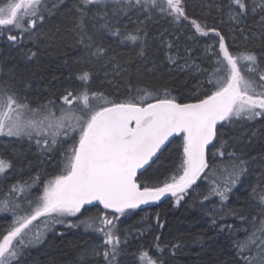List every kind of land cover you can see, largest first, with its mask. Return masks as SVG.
<instances>
[{
  "label": "trees",
  "instance_id": "1",
  "mask_svg": "<svg viewBox=\"0 0 264 264\" xmlns=\"http://www.w3.org/2000/svg\"><path fill=\"white\" fill-rule=\"evenodd\" d=\"M8 2L0 0V7ZM181 3L184 16L179 20L170 14L167 0H156L155 7L152 0H141L139 6L134 0L126 5L109 3L102 9L90 5L82 10V31L77 8L83 0H44L40 7L43 22L37 17L34 30L22 35L0 26V89L6 90L5 97L12 94L30 109L39 110L53 102L40 115L52 112L55 117L61 115V108L69 109L61 97L69 92L78 96L85 90L89 96L96 93L102 97L92 101L97 108L109 106L107 101L145 106L154 103L157 96L180 104L195 103L216 89L209 87L206 74H195L193 68L182 70L178 65L184 61V68L194 63L211 71L216 57L207 56L203 48L213 39L220 42L221 36L232 55L251 52L257 56V71H248L255 67L249 62L241 61L239 66L245 79L259 82L264 75V17L258 21L247 15L235 24L229 19L232 0ZM124 8L126 14L121 10ZM101 10L108 13L110 29H101L104 21L93 19ZM114 10H120L118 16L113 15ZM193 21L207 35L197 32ZM117 29L120 35L114 36ZM129 34L139 39L126 40ZM10 35L17 37L15 42L8 39ZM82 35L91 39L81 42ZM97 48L104 52L93 55ZM85 72L89 79L81 81L79 77ZM74 106L78 109L80 105L74 102ZM217 128L218 135L207 151L209 167L182 199L172 196L125 211L116 217L113 244L109 245L105 244L109 228L101 231V221L114 214L100 206H84L82 213L67 220L60 218L63 222L55 225L49 222L43 230L37 217L31 222L34 228L24 231L23 239L28 243L38 234L44 239L41 246H28L19 264H141V253H147L144 264H148V258L155 264H244L240 249L244 247L243 256L256 255L249 237L264 220L259 207L264 196V117L233 118ZM4 138L10 140H1L0 158L11 167L0 174V199L6 200L11 211L0 203V210H4L0 212V240L22 218L34 213L37 205L33 203L29 208L27 200L39 196L45 181L67 174L65 166L79 142V131L64 134L54 144L49 139L47 143L45 139L37 140L34 135L31 139ZM222 141L226 142L224 149L220 148ZM218 150L224 151L223 159ZM229 153L246 161V171L235 185L224 183L228 177L224 168L233 163ZM182 156L181 134L166 145L147 171L138 175L137 184L163 186L166 178L171 182L172 176L182 174V170L176 171ZM22 184L30 187L23 193L13 191V185ZM217 186L230 189L226 200L214 194ZM89 217H99L93 228L81 223ZM117 239L119 243L115 244ZM105 252L109 253L107 258Z\"/></svg>",
  "mask_w": 264,
  "mask_h": 264
},
{
  "label": "snow or ice",
  "instance_id": "2",
  "mask_svg": "<svg viewBox=\"0 0 264 264\" xmlns=\"http://www.w3.org/2000/svg\"><path fill=\"white\" fill-rule=\"evenodd\" d=\"M134 2L136 6H139L141 0H134ZM109 3L126 5L129 4V0H83L82 6L77 8V11L81 12L78 24L82 31L85 23L83 8L96 5L102 9ZM42 4L44 0H9L6 5L0 7V26L12 27L20 31L22 35L29 30H34L37 17L40 23L43 22V14L40 11ZM152 6H156V0H152ZM167 6L170 14L177 20L184 16L181 0H167ZM233 6L238 9V15L246 14L247 5L244 0H232L230 7ZM121 10L126 14V8ZM119 11L114 10L113 15L118 16ZM97 18L104 21L101 29H110L111 21L107 12L99 11L93 19ZM193 24L197 32L207 35L196 21H193ZM2 33L3 29L0 28V35ZM112 34L119 36V29ZM85 38L91 39L82 35L81 42ZM8 39L15 42L17 37L10 35ZM125 39L135 42L139 37L129 34ZM103 52V48H97L93 55ZM213 55L216 59L212 70L200 69V72L208 76L209 87H215L216 90L211 91V94L205 95L196 103L180 104L174 99H161L157 96L154 103H147L145 106L133 102L117 104L107 101L109 106L97 108L92 101L102 97H98L96 93L89 96L85 90L78 96L69 92L61 97L69 109L66 111L61 108L59 117L49 112L43 119L34 120L24 119L26 111L39 115L53 102L50 101L48 105L41 106L39 110L30 109L27 104L18 103L12 94L5 97L6 90L0 89V135L28 136L31 139L33 132L39 136L41 132L51 130V135L54 137L53 143H55V137L61 130H65L66 124L65 136L68 132L79 131V142L72 149L73 155L65 166L67 174L56 176L48 181L41 195L34 200L28 199L29 208L33 203L37 205L34 213L22 218V222L0 240V264H19L23 251L29 244L40 243L39 234L28 243L23 239L24 231L37 217H46L51 224L55 225L63 222L58 217L76 216L82 213L85 205H90L93 201H98L105 209H114L116 213L123 214L126 210L135 209L141 204L157 201L166 193H171L178 200L182 199L183 194L193 187L197 178L209 167L205 149L217 137L218 123L231 122L233 118L252 120L256 117H264V75L259 77V82L245 79L239 66L241 61L249 62L255 67H250L248 71L250 73L257 71V56L251 52L232 55L222 36L219 42V53H213ZM221 72H226L227 75L222 77ZM79 79L88 81L89 74L85 72ZM257 88L261 91L257 92ZM74 102L80 105L78 109L74 106ZM132 121L135 122V127H130ZM173 133L183 135V156L176 169L178 172L182 170V174L172 176L171 182H167L166 178L163 186H148L145 183L141 187L136 182L138 170L147 171L157 151L161 150V146ZM225 146L226 142L222 141L220 148L224 149ZM219 154L223 159L224 151H219ZM229 156L233 163L224 168V171L228 172L224 183L235 185L246 171L244 167L246 161L240 160L235 153H229ZM10 167L9 162L0 159V173ZM26 187L30 186L13 185V191L24 192ZM229 190L228 187L217 186L213 191L223 201L227 199ZM207 199L208 197H205V200ZM259 207L260 214L264 215V196L260 198ZM16 208H21V205H16ZM4 209H7L6 202ZM97 219L99 217H89L81 223L88 228H93ZM215 223L213 218V224ZM112 224V220L105 217L100 230L103 231L105 227L110 229ZM105 235V244H113L111 232H106ZM258 236L264 237V220H261L259 228L254 229L249 237L251 247L256 248V255L243 256L244 247L240 249L244 264H264V239H258ZM118 243L117 239L115 244ZM108 255L109 253L105 252L106 258ZM145 257L147 253L140 254L141 264H144ZM148 264H155V261L148 258Z\"/></svg>",
  "mask_w": 264,
  "mask_h": 264
},
{
  "label": "rangeland",
  "instance_id": "3",
  "mask_svg": "<svg viewBox=\"0 0 264 264\" xmlns=\"http://www.w3.org/2000/svg\"><path fill=\"white\" fill-rule=\"evenodd\" d=\"M246 5H247V12H246V14H242V15H238V9L236 7H234V6L232 7V9L229 11V19H231V22L232 23H235V24L237 23L238 24L239 21L242 20V17H245L247 15L255 16L258 21L259 20L262 21V19L264 17V0H249V2L246 3ZM253 9H254V11H253ZM233 17H235V19H233ZM1 27L7 28V30L10 31V32H12V33L15 31V29L12 28V27H8V26H1ZM203 50L206 51V55L207 56H212L211 58L216 57L215 55H213V53H219V41L216 40V39L211 40L209 42V45H206V47L203 48ZM183 64H184V61H183V63H180L178 65L182 70L183 69H188V68H193L194 69L193 70L194 71L193 73H195V74L196 73H201L200 72V69L201 68H200L199 64L198 65H195L194 63H189L186 68H184L185 65H183ZM47 112H49V111H46V113ZM40 114H43V112L41 111ZM40 114L39 115H33L32 113H30V111H26L25 116H24V119L41 120V119H43L44 116H42ZM45 124H47V121H45ZM66 129H67V127H65V130ZM65 130H61L60 131L59 135H57L55 137V141H57L60 137H62L65 134ZM33 135L35 136V138L37 140L38 139H45V140L46 139H49L50 143L51 144H54L53 143L54 137L51 135V130H49V132H41V134L39 136L36 135L35 132H33ZM5 136H7V135H0V143H1V140L8 139V138H4ZM7 137H9V136H7ZM8 140H10V139H8ZM0 159H2V158H0ZM0 174H2V173H0ZM54 178H52V179H54ZM52 179H50V180H52ZM50 180L48 179L47 181L44 182V184L41 187V191H40L39 195L42 194L43 188H44L45 184L48 181H50ZM18 192L19 193H23V192H20V191H18ZM5 202H6V200L0 199V203L1 204L4 205ZM6 210L11 211V207L8 205V203H7V209ZM0 212H4V210H0ZM113 214L114 215H110L109 216V220H112L113 224H112V227L109 230H107V232L110 231L113 235H115L116 224H114V223H115L116 217L122 216L123 214L116 213V212H113ZM18 215H21V213L18 212ZM73 217L74 216H67V217H63V218H66V220H67L68 218H73ZM103 217H104V215H103ZM58 219H60V218L58 217ZM39 221L41 222V227L40 228L42 230L43 229H46L49 226V220L46 217H40L39 218ZM32 228H34V227H32L31 224H30L26 230H29V229H32ZM47 235H48V233L45 232V236H47ZM43 239L44 238L41 237L40 243H38V244H29V246H31V247H33V246H39V245L41 246V243H42V240ZM31 240H29V241H31Z\"/></svg>",
  "mask_w": 264,
  "mask_h": 264
},
{
  "label": "water",
  "instance_id": "4",
  "mask_svg": "<svg viewBox=\"0 0 264 264\" xmlns=\"http://www.w3.org/2000/svg\"><path fill=\"white\" fill-rule=\"evenodd\" d=\"M195 103H196V102H195ZM186 104H189V103H186ZM223 122H224V121L219 122L218 125H217V127H218L220 124H222ZM130 127H135V122H134V121L130 122ZM179 135H181V133H173V135L170 136V137L168 138V140L165 141L164 145L161 146V150H158L157 153H156V155L153 157V162L156 160V158H157L158 155L161 153V151L166 147V145H167L168 143H170L175 137H177V136H179ZM211 144H212V143H211ZM211 144H210V145H211ZM210 145L207 146L206 149H205L206 160H207V151H208V148L210 147ZM153 162H152V163H153ZM152 163H151V164H152ZM142 172H143V170H138V174H137V175H139V174L142 173ZM172 196H173V195H172L171 193H166V194H165L163 197H161L159 200H157V201H149V202H147V203H144V204L139 205V206H138L137 208H135V209H138V208H142V207H146V206H151V205L157 204V203H159L160 201H162V200H164V199H166V198H170V197H172ZM85 206H100V207H103V205L100 204L98 201H93L90 205H85ZM103 208H104V207H103ZM107 210L112 211V212H115L114 209H107ZM128 210H132V209H128ZM126 211H127V210H126Z\"/></svg>",
  "mask_w": 264,
  "mask_h": 264
}]
</instances>
